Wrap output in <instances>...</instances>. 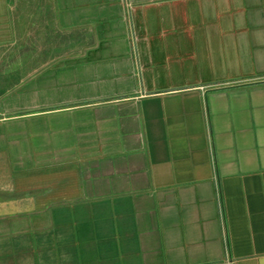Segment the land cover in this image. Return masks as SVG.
<instances>
[{
  "label": "crops",
  "instance_id": "obj_1",
  "mask_svg": "<svg viewBox=\"0 0 264 264\" xmlns=\"http://www.w3.org/2000/svg\"><path fill=\"white\" fill-rule=\"evenodd\" d=\"M0 264H264V0H0Z\"/></svg>",
  "mask_w": 264,
  "mask_h": 264
}]
</instances>
